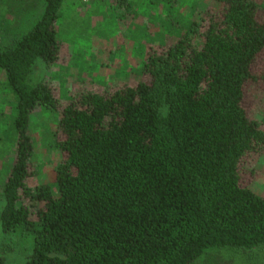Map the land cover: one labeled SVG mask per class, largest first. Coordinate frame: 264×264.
Returning <instances> with one entry per match:
<instances>
[{
    "label": "trees",
    "instance_id": "1",
    "mask_svg": "<svg viewBox=\"0 0 264 264\" xmlns=\"http://www.w3.org/2000/svg\"><path fill=\"white\" fill-rule=\"evenodd\" d=\"M34 1L35 23L0 44V223L32 242L24 264H194L214 251L262 264L264 196L240 177L244 155L264 148L243 104L264 52L262 5L216 0L206 22L147 0L165 6L174 40L147 54L137 84L69 96L53 132L55 181L30 185L32 115L57 109L51 84L30 76L60 59L67 0ZM178 18L186 28L174 34Z\"/></svg>",
    "mask_w": 264,
    "mask_h": 264
},
{
    "label": "rangeland",
    "instance_id": "2",
    "mask_svg": "<svg viewBox=\"0 0 264 264\" xmlns=\"http://www.w3.org/2000/svg\"><path fill=\"white\" fill-rule=\"evenodd\" d=\"M257 1L262 5L259 17L264 19V0ZM36 3L34 0L0 2L1 45L7 44L13 36L23 34L35 23L43 12V4L35 8ZM173 4L182 18L206 19V22L221 8L216 0H174ZM21 8L33 10L22 11V19L18 15ZM164 11V5L150 9L147 0L66 1L57 22L58 38L62 41L60 59L52 67L39 60L30 76L32 83L49 82L57 100V109L41 106L32 115L30 133L36 157L31 165L30 185L55 181L54 167L63 154L52 147L53 132L69 96L89 89L114 90L145 79L138 68L147 54L161 51L164 48L162 40L168 44L174 40V35L165 33L163 21L168 16ZM179 20L174 34L186 28ZM252 70L254 78L245 85L243 104L249 116L264 128V52L255 60ZM240 177L242 186L264 196V148L244 155ZM31 243L29 238L22 239L17 234L4 235L0 223V254L8 264H24L31 252ZM261 254L264 264V251ZM231 258L226 251H214L194 264H227ZM234 260L238 258L234 257Z\"/></svg>",
    "mask_w": 264,
    "mask_h": 264
}]
</instances>
